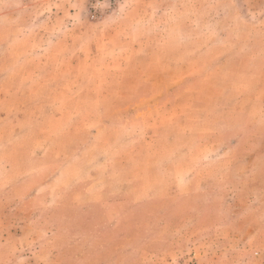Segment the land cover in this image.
I'll return each mask as SVG.
<instances>
[{
  "label": "rangeland",
  "instance_id": "rangeland-1",
  "mask_svg": "<svg viewBox=\"0 0 264 264\" xmlns=\"http://www.w3.org/2000/svg\"><path fill=\"white\" fill-rule=\"evenodd\" d=\"M177 40L242 92L231 174L155 157L161 113L130 128ZM262 153L264 0H0V264H264Z\"/></svg>",
  "mask_w": 264,
  "mask_h": 264
},
{
  "label": "crops",
  "instance_id": "crops-1",
  "mask_svg": "<svg viewBox=\"0 0 264 264\" xmlns=\"http://www.w3.org/2000/svg\"><path fill=\"white\" fill-rule=\"evenodd\" d=\"M152 42L153 45L160 43L158 40ZM146 43L147 41L144 42V47ZM203 44L196 48V59H185V48L181 40H177L178 47L172 48V52L164 47L165 54L161 58L152 54L142 55L145 61L156 59L161 62L160 65H154L155 71L151 76L162 80L156 85L157 87L145 85L146 88L140 92L155 94L158 97L167 95V98L153 108L138 112V118L129 125L131 130L147 129L146 126L149 124L147 119L161 113V126L167 127L161 132L164 151L158 154L153 150L155 157L182 155L189 159L196 158V167L210 164L223 166L224 175H227L234 172V168L240 165L243 158L253 154L246 150L245 153L240 151L237 154L239 150H235L238 144L242 148L246 136L245 127H248L249 123L244 122V127L243 123H239L237 125L239 130L235 131L236 127L231 121L234 115L239 116L240 112H246L248 107L239 105L243 99L242 92L232 93L233 74L218 72V68H214V62L217 60L216 49L211 44H205L204 41ZM137 46L141 44L136 40L132 49ZM169 53L172 55L170 56ZM132 58L138 60L137 53L134 55L130 53L131 61ZM238 76H242V71L235 75ZM180 80L183 86L180 85ZM189 95H191L190 101H186ZM240 116L243 118L242 114ZM147 138L148 136L138 137L135 134L129 140L145 142ZM185 165L191 164L185 162ZM200 188L201 185L196 180V190ZM218 188H226V185Z\"/></svg>",
  "mask_w": 264,
  "mask_h": 264
}]
</instances>
